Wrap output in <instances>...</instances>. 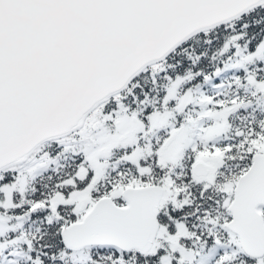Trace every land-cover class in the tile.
<instances>
[{
	"label": "snow or ice",
	"instance_id": "6c2138e0",
	"mask_svg": "<svg viewBox=\"0 0 264 264\" xmlns=\"http://www.w3.org/2000/svg\"><path fill=\"white\" fill-rule=\"evenodd\" d=\"M0 264H264V0H0Z\"/></svg>",
	"mask_w": 264,
	"mask_h": 264
}]
</instances>
